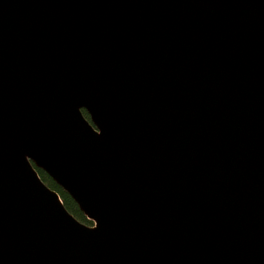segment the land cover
Here are the masks:
<instances>
[{
	"label": "water",
	"instance_id": "1",
	"mask_svg": "<svg viewBox=\"0 0 264 264\" xmlns=\"http://www.w3.org/2000/svg\"><path fill=\"white\" fill-rule=\"evenodd\" d=\"M0 264H264V0H0Z\"/></svg>",
	"mask_w": 264,
	"mask_h": 264
},
{
	"label": "trees",
	"instance_id": "2",
	"mask_svg": "<svg viewBox=\"0 0 264 264\" xmlns=\"http://www.w3.org/2000/svg\"><path fill=\"white\" fill-rule=\"evenodd\" d=\"M83 112L84 115L87 117V119L91 120L89 114L85 110ZM37 170L39 172L41 179L45 182V184L59 193L68 211L71 214H73L79 221L92 226L93 222L84 215V213L80 210L79 205L72 198V196L61 186H59L45 171L41 169H37Z\"/></svg>",
	"mask_w": 264,
	"mask_h": 264
}]
</instances>
